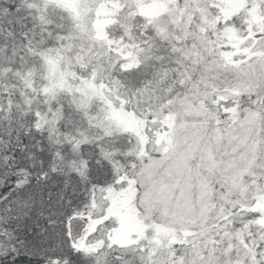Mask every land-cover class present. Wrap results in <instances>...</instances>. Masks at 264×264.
<instances>
[{"label": "snow or ice", "instance_id": "1", "mask_svg": "<svg viewBox=\"0 0 264 264\" xmlns=\"http://www.w3.org/2000/svg\"><path fill=\"white\" fill-rule=\"evenodd\" d=\"M0 264H264V0H0Z\"/></svg>", "mask_w": 264, "mask_h": 264}]
</instances>
